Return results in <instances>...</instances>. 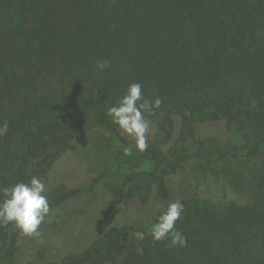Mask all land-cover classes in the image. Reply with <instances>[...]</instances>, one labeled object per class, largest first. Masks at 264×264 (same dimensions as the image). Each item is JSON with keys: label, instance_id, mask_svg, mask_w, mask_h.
<instances>
[{"label": "trees", "instance_id": "trees-1", "mask_svg": "<svg viewBox=\"0 0 264 264\" xmlns=\"http://www.w3.org/2000/svg\"><path fill=\"white\" fill-rule=\"evenodd\" d=\"M6 13L14 14L12 23H0V188L33 176L47 183L79 136L76 127H62L74 122L73 114L55 112L62 105L78 108L82 93L94 103L93 123L126 145L109 107L132 83L161 104L145 113L155 132L148 149L133 148L152 167L109 174L121 181L113 203L120 214L102 212V227L72 248L49 239L63 225L61 215L40 227L39 236L0 224V264H111L118 256L120 264H264V210L238 203L223 170L264 171V0H0V15ZM235 78L246 84L247 96ZM246 98L255 102L251 109ZM240 118L248 142L214 157L185 149L188 141L202 144V124L228 128ZM201 163L208 173L189 171ZM180 174L187 180L177 186ZM133 183L148 185L149 194L139 197L145 209L132 203ZM176 187L179 199H173ZM83 191L64 183L46 189L50 213ZM177 200L186 246L154 242L152 224ZM137 221L149 234L132 247L128 237Z\"/></svg>", "mask_w": 264, "mask_h": 264}, {"label": "rangeland", "instance_id": "rangeland-1", "mask_svg": "<svg viewBox=\"0 0 264 264\" xmlns=\"http://www.w3.org/2000/svg\"><path fill=\"white\" fill-rule=\"evenodd\" d=\"M13 14L6 13L0 15V23H12L13 20L9 19ZM233 81L236 86L242 88L243 95H246V84L240 78H235ZM245 103H247L246 109H251L255 105L252 98H246ZM77 106L78 108L76 109L65 105L58 106V110L55 112L60 117H62L64 112H68L70 115L73 114L74 122L72 124L66 122L62 127L66 125H69L71 128L76 127L79 136L72 141L68 157L64 162L59 161L54 165L46 183L47 190H50L58 183H64L67 187L71 188L85 189L73 202L60 207L55 213H50L41 225V228H46L57 216L61 215L65 217L63 225L56 226L54 233L49 236V239L55 241L60 248H72L86 234L92 235L91 233L97 232L102 227V218H100L102 212L113 209L114 214H120L118 207L113 203L118 201L121 181L118 178H111L110 173H127L138 168L150 169L152 167L151 160L139 157L134 149L132 156L124 155L123 148L134 145V141L130 137L125 135L128 144H122L112 133L97 127L93 123L92 116L95 112V107L89 93H82L78 98ZM244 122L243 118L234 120L229 124L228 128L225 124L220 127L202 124L199 137L202 140V144L195 145L192 141H188L185 144V149L196 151L200 156L206 154L214 157L221 151L236 148L249 140V131L245 127ZM2 133L3 130L0 134ZM154 137L155 132L150 128L149 139ZM208 167L205 163H201L188 169L190 172L197 170L202 173H208L210 171ZM211 170L215 171L219 170V168ZM223 170L227 174V177L230 178L231 186L236 191L237 202L242 205L256 202L259 205V211H263L264 186H260L264 184L263 169L259 166L253 169H246L244 167L229 165L224 166ZM103 175L106 176L102 177ZM92 179H98V181L89 189L88 185ZM186 180V176L180 174L176 179V185L180 186ZM131 191L134 193L132 203L145 209L146 205L140 203L139 197L149 194L148 185L145 183H133ZM181 195L182 190L176 187L173 199H179ZM96 196L100 200L109 199L107 206L104 207L101 206L102 204H97ZM99 208L101 209L99 210ZM215 209L217 212L223 210L220 205H215ZM260 226L259 221L254 226V230H258ZM148 234V226L145 222H135L133 230L129 233V245L136 247L139 245L142 237ZM115 237L118 239L121 235L116 234ZM120 261L121 256H118L111 264H120Z\"/></svg>", "mask_w": 264, "mask_h": 264}, {"label": "clouds", "instance_id": "clouds-1", "mask_svg": "<svg viewBox=\"0 0 264 264\" xmlns=\"http://www.w3.org/2000/svg\"><path fill=\"white\" fill-rule=\"evenodd\" d=\"M160 104L159 98L153 101L145 98L140 83H132L117 103L109 107L107 115L112 123L134 141V145L123 148L125 156H132L133 148L139 152L148 149L151 122L145 113H151ZM0 197V224H13L27 236L41 235L39 229L51 211L46 182L42 178L33 176L28 182L21 181L2 187ZM183 212L184 207L180 201L168 203L151 226L153 241L168 240L170 247L186 246L187 239L177 228Z\"/></svg>", "mask_w": 264, "mask_h": 264}]
</instances>
